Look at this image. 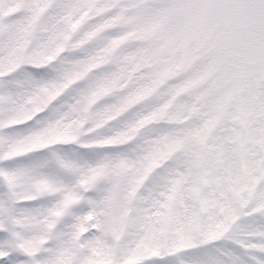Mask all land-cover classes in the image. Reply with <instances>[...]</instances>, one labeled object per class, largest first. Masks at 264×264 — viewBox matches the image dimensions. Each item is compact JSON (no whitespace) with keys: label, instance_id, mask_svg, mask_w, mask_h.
<instances>
[{"label":"rangeland","instance_id":"374dc122","mask_svg":"<svg viewBox=\"0 0 264 264\" xmlns=\"http://www.w3.org/2000/svg\"><path fill=\"white\" fill-rule=\"evenodd\" d=\"M0 264H264V0H0Z\"/></svg>","mask_w":264,"mask_h":264}]
</instances>
